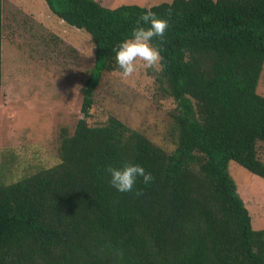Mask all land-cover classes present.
<instances>
[{
  "label": "trees",
  "instance_id": "trees-1",
  "mask_svg": "<svg viewBox=\"0 0 264 264\" xmlns=\"http://www.w3.org/2000/svg\"><path fill=\"white\" fill-rule=\"evenodd\" d=\"M96 49L82 87L83 117L60 130L59 162L17 182H0V264H264L255 230L228 172L231 161L264 178V0H172L150 8L97 0H45ZM0 0V85L3 81ZM169 20L158 89L177 104L172 151L116 116L90 125L94 92L117 73V45L145 12ZM148 27V25H141ZM48 37L56 35L48 32ZM139 163L154 181L132 192L110 183L109 165Z\"/></svg>",
  "mask_w": 264,
  "mask_h": 264
},
{
  "label": "rangeland",
  "instance_id": "rangeland-1",
  "mask_svg": "<svg viewBox=\"0 0 264 264\" xmlns=\"http://www.w3.org/2000/svg\"><path fill=\"white\" fill-rule=\"evenodd\" d=\"M117 8L138 4L150 8L172 0H97ZM3 81L0 85V182L13 183L59 162L60 130L70 134L83 117L82 87L94 64L96 49L90 35L66 24L45 0H4ZM48 32L56 35L49 39ZM145 67L128 79L105 72L94 92L90 125L116 116L154 143L172 151L167 134L172 98L158 89ZM257 91L264 96V68ZM264 161V143L258 144ZM228 172L248 208L255 230L264 229V178L231 161Z\"/></svg>",
  "mask_w": 264,
  "mask_h": 264
},
{
  "label": "clouds",
  "instance_id": "clouds-1",
  "mask_svg": "<svg viewBox=\"0 0 264 264\" xmlns=\"http://www.w3.org/2000/svg\"><path fill=\"white\" fill-rule=\"evenodd\" d=\"M143 24L148 27L139 26ZM137 27L132 30L129 39L121 41L115 49L116 69L122 79H128L138 71L139 61L145 62V67H159L162 61L160 49L153 45L154 37H163L169 28V20L161 18L155 12H145L137 21ZM106 172L110 176L109 183L120 193L132 192L139 180L145 185L154 181V176L139 163L126 162L120 167L109 165Z\"/></svg>",
  "mask_w": 264,
  "mask_h": 264
}]
</instances>
